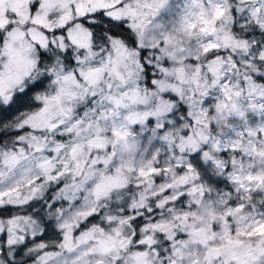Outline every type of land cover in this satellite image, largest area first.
Masks as SVG:
<instances>
[{
  "label": "snow or ice",
  "instance_id": "snow-or-ice-1",
  "mask_svg": "<svg viewBox=\"0 0 264 264\" xmlns=\"http://www.w3.org/2000/svg\"><path fill=\"white\" fill-rule=\"evenodd\" d=\"M0 264H264V0H0Z\"/></svg>",
  "mask_w": 264,
  "mask_h": 264
}]
</instances>
